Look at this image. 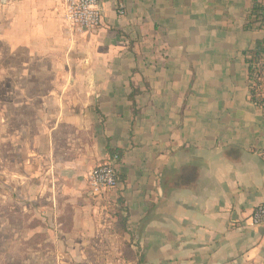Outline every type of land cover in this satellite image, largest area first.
Listing matches in <instances>:
<instances>
[{"label": "crops", "instance_id": "1", "mask_svg": "<svg viewBox=\"0 0 264 264\" xmlns=\"http://www.w3.org/2000/svg\"><path fill=\"white\" fill-rule=\"evenodd\" d=\"M256 1L100 0L87 35L63 0H0L11 211L49 222L50 237L102 233L87 178L114 151L120 183L103 200L133 264H264V226L245 223L264 204V113L244 56L263 37L246 29Z\"/></svg>", "mask_w": 264, "mask_h": 264}, {"label": "rangeland", "instance_id": "2", "mask_svg": "<svg viewBox=\"0 0 264 264\" xmlns=\"http://www.w3.org/2000/svg\"><path fill=\"white\" fill-rule=\"evenodd\" d=\"M9 63L6 60L0 63V67L8 66ZM50 66L52 68V64ZM51 80L55 81L54 78ZM5 192L7 191L0 190V201H2L0 264H133L137 262V255L130 249L129 242L124 241L122 231L109 229L111 216L116 213V209L106 200H91L94 207L92 214L103 220V227L100 228L102 233L84 238L50 237L47 234L49 232H42L41 225L45 230H51V224L41 223L35 215L24 213L19 208L11 211L9 201L6 199L8 195Z\"/></svg>", "mask_w": 264, "mask_h": 264}, {"label": "built area", "instance_id": "3", "mask_svg": "<svg viewBox=\"0 0 264 264\" xmlns=\"http://www.w3.org/2000/svg\"><path fill=\"white\" fill-rule=\"evenodd\" d=\"M63 9L64 22L75 33L92 35L97 33L104 23L100 0H63ZM119 14L125 15L123 7L119 9ZM120 160V155L115 153L88 173V191L94 199L103 200L119 187ZM245 223L250 227L264 226V204L253 209Z\"/></svg>", "mask_w": 264, "mask_h": 264}, {"label": "trees", "instance_id": "4", "mask_svg": "<svg viewBox=\"0 0 264 264\" xmlns=\"http://www.w3.org/2000/svg\"><path fill=\"white\" fill-rule=\"evenodd\" d=\"M246 29L263 33V37L257 40L244 52L248 66V98L249 101L264 113V0L256 1L248 12ZM111 156L115 153L110 152ZM119 213L124 211L122 199H118ZM126 225V219L120 220Z\"/></svg>", "mask_w": 264, "mask_h": 264}]
</instances>
